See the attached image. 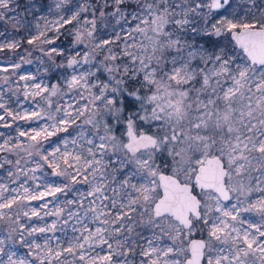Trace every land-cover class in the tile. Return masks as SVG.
<instances>
[{"label":"snow or ice","instance_id":"1","mask_svg":"<svg viewBox=\"0 0 264 264\" xmlns=\"http://www.w3.org/2000/svg\"><path fill=\"white\" fill-rule=\"evenodd\" d=\"M5 52L40 55L0 90V264H264V0H0Z\"/></svg>","mask_w":264,"mask_h":264},{"label":"rangeland","instance_id":"2","mask_svg":"<svg viewBox=\"0 0 264 264\" xmlns=\"http://www.w3.org/2000/svg\"><path fill=\"white\" fill-rule=\"evenodd\" d=\"M258 2H260V0H258ZM51 3H53V0L51 1ZM67 28H71L72 25H67L66 26ZM18 36H20L21 38H23V33H18L17 34ZM62 46L65 48V49H69L67 48L66 46H64V44H62ZM40 54L39 53H34V58H33V63L32 64H23L22 67L18 70H15V73L13 72V70L11 69L10 65H11V62L13 60H16V62H19V60L16 58V56H14L13 54L11 53H0V68H3V67H9V72L5 73V72H0V90H3L4 93H5V99L7 100L9 96L12 97L11 101H9L10 104H12L13 106H16L15 105V101H16V97L14 95H12V93L8 92L7 89L11 86L13 89H17L18 88V85H23L25 84L26 82L23 81V80H19L18 81V74H23V75H30L32 73H35L36 70H37V67H38V63L35 59V57L39 56ZM42 68V66H41ZM11 74V80L9 81L8 84H4L3 82V77L4 76H8ZM18 81V83H16ZM21 103H24L25 106H27L29 103H31V101H27L25 102L23 100V98L21 97ZM20 123H23V122H20ZM10 130L8 129H0V132H4V133H8ZM83 190V189H82ZM34 204L36 203H39V202H33ZM48 220H51L53 219L52 217H48L47 218ZM58 235H60L58 233Z\"/></svg>","mask_w":264,"mask_h":264},{"label":"trees","instance_id":"3","mask_svg":"<svg viewBox=\"0 0 264 264\" xmlns=\"http://www.w3.org/2000/svg\"><path fill=\"white\" fill-rule=\"evenodd\" d=\"M52 0H34V3L36 5H47V4H50ZM70 37L68 36H65V37H62L61 39V43L64 44V46H66L67 48L70 47ZM25 47H28L26 44H25ZM53 82H55V80L53 79Z\"/></svg>","mask_w":264,"mask_h":264}]
</instances>
